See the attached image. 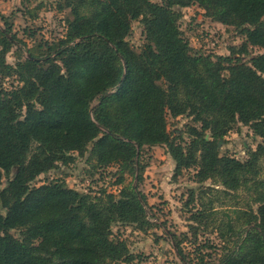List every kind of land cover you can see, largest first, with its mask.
I'll use <instances>...</instances> for the list:
<instances>
[{
	"label": "trees",
	"instance_id": "16d2710c",
	"mask_svg": "<svg viewBox=\"0 0 264 264\" xmlns=\"http://www.w3.org/2000/svg\"><path fill=\"white\" fill-rule=\"evenodd\" d=\"M64 4L72 15L66 37L46 43L42 57L28 50L34 60L6 64L17 39L10 27L0 29V73L18 83L0 89V184L7 180L0 189V264H132L135 257L112 230L154 226L137 187H125L116 197L105 190L80 193L65 182H36L89 155L96 169L118 166L123 184L125 174H135L142 152L155 147H165L174 160L175 179L194 168L200 184L214 180L228 191L255 194L257 211L230 215L212 202L210 213L192 215L199 225L212 217L228 219L216 227L223 255L196 264H264V54L253 56L248 48L264 50V0ZM193 5L213 21L241 29L244 45L230 56L193 55L179 26L180 10ZM138 21L145 35L139 50L129 42ZM184 115L201 124L189 128L188 144L184 133L168 130V117ZM238 124L263 139L244 162L221 155ZM190 230L197 240L198 229ZM174 238L180 261L194 264L183 241Z\"/></svg>",
	"mask_w": 264,
	"mask_h": 264
},
{
	"label": "rangeland",
	"instance_id": "374dc122",
	"mask_svg": "<svg viewBox=\"0 0 264 264\" xmlns=\"http://www.w3.org/2000/svg\"><path fill=\"white\" fill-rule=\"evenodd\" d=\"M64 1L0 0V29L10 27L11 35L17 39L16 46L5 56L6 64L16 67L20 61L29 57L28 50L36 57H42L47 53L46 43L65 39L67 22L72 19V15L70 9L61 8L65 5ZM180 12V30L193 49V55L198 53L230 56L232 50L240 49L246 42L241 29L213 21L198 5L182 9ZM132 29L129 42L139 50L145 41L144 27L138 21L133 22ZM248 48L253 56L264 54L263 49ZM250 59L251 57H243L242 61L248 63ZM17 85L15 77H4L0 73V89L11 90ZM167 121L170 132L185 134L184 144L190 142L189 128L201 127V124L194 122L193 116L188 115L177 119L168 117ZM262 142L263 139L255 136L250 127L238 124L225 137L221 155L244 162L249 158V150L255 151ZM88 156H76L75 163L68 167L59 165L58 169L42 175L36 184L42 186L50 182H65L69 189L80 193L92 192L93 195H99L100 191L105 190L116 197H119L125 187H137L139 193L147 200V215L154 226L142 231L135 226L117 225L112 230L113 236L124 241L129 252L135 257L132 264H183L171 245V239H175L174 237L183 241L182 249L194 264L201 257H204L207 263L217 262L218 257L223 255L221 247L224 246L217 235V223L218 220L226 222L228 219L221 216L212 217L199 225L191 220L192 215L203 209H208L207 214L210 213L209 205L212 202L213 209L230 215L234 210L249 211L251 207L257 211V206L252 202L254 193L245 189L239 193L228 191L214 180L200 184L196 178L198 170L194 168L183 171L182 175L175 179L176 164L165 147L146 148L141 154L140 165L135 174H125L123 184H118V166L96 169L94 163H88ZM141 167H144L143 171ZM6 185L7 180L3 179L0 189H4ZM246 221L243 219L239 223L245 224ZM192 226L198 229L197 240L192 235L194 231L190 230ZM14 235L18 237L17 233ZM194 242L197 244L193 245ZM211 246L214 248L210 249Z\"/></svg>",
	"mask_w": 264,
	"mask_h": 264
},
{
	"label": "water",
	"instance_id": "95a60500",
	"mask_svg": "<svg viewBox=\"0 0 264 264\" xmlns=\"http://www.w3.org/2000/svg\"><path fill=\"white\" fill-rule=\"evenodd\" d=\"M30 60H34L33 58H31L30 56L28 57Z\"/></svg>",
	"mask_w": 264,
	"mask_h": 264
}]
</instances>
